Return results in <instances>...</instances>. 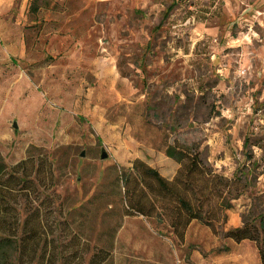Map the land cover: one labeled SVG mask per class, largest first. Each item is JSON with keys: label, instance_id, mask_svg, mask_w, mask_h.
<instances>
[{"label": "rangeland", "instance_id": "1", "mask_svg": "<svg viewBox=\"0 0 264 264\" xmlns=\"http://www.w3.org/2000/svg\"><path fill=\"white\" fill-rule=\"evenodd\" d=\"M30 1L0 0V157L51 176L9 199L32 234L18 264H260L223 233L264 239V0ZM174 143L244 185L182 243L126 216L116 179L135 159L171 179Z\"/></svg>", "mask_w": 264, "mask_h": 264}, {"label": "trees", "instance_id": "2", "mask_svg": "<svg viewBox=\"0 0 264 264\" xmlns=\"http://www.w3.org/2000/svg\"><path fill=\"white\" fill-rule=\"evenodd\" d=\"M29 8L32 14L37 12L34 0L30 1ZM165 155L178 165L171 179L162 177L138 159L117 175L123 190L124 214L154 221L158 227L167 229L178 243L183 242L191 222H198L216 234L217 225L225 224L231 200L244 190L240 178H227L212 171L194 147L174 143ZM50 178L43 163L28 166L24 160L8 167L0 157V264H18L32 235L26 228L28 217L20 223L18 213L8 204L9 199L15 200L21 194L31 197L38 182ZM223 237L234 243L254 242L260 264H264V239L259 238L252 225L244 223L229 229ZM9 250L16 254V261L9 260Z\"/></svg>", "mask_w": 264, "mask_h": 264}, {"label": "water", "instance_id": "3", "mask_svg": "<svg viewBox=\"0 0 264 264\" xmlns=\"http://www.w3.org/2000/svg\"><path fill=\"white\" fill-rule=\"evenodd\" d=\"M81 157H82V155H81ZM105 158H106V155L104 153H101L100 160H104Z\"/></svg>", "mask_w": 264, "mask_h": 264}]
</instances>
